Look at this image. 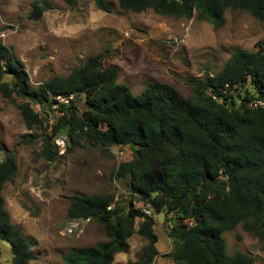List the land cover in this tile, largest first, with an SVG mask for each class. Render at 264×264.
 <instances>
[{"label":"trees","instance_id":"1","mask_svg":"<svg viewBox=\"0 0 264 264\" xmlns=\"http://www.w3.org/2000/svg\"><path fill=\"white\" fill-rule=\"evenodd\" d=\"M94 5L111 12L105 0ZM118 5L136 14L152 10L177 20L194 18L215 30L225 25L228 10L264 22V0H118ZM50 9L45 0H35L30 18ZM258 46L234 51L216 74L186 79L192 95L183 97L157 82L132 94L118 81L117 68L103 65V53L32 89L21 61L0 40V95L19 111L28 132L41 131L40 155L48 163L56 156L53 140L61 135L72 147L127 148L131 159L119 164L114 178L152 214L173 216L168 238L174 263L253 264L248 255H228L222 236L241 225L264 249V44ZM67 95L74 100L53 108L56 97ZM36 105L56 115L49 133ZM22 139L32 144L37 137ZM16 172L15 154L6 153L0 162V241L9 245L12 264H29L31 246L12 225L2 197ZM67 218L100 224L106 241L70 251L65 264H112L134 235L147 245L126 264H153L159 255L153 216L113 195H75Z\"/></svg>","mask_w":264,"mask_h":264},{"label":"rangeland","instance_id":"2","mask_svg":"<svg viewBox=\"0 0 264 264\" xmlns=\"http://www.w3.org/2000/svg\"><path fill=\"white\" fill-rule=\"evenodd\" d=\"M33 1L0 0L1 43L21 61L32 89L53 77L69 75L88 57L103 53L107 56L103 65L116 67L118 81L132 94L157 82L190 97L192 89L186 79L216 74L234 51H256L260 42L264 44V22L241 11L228 10L225 25L215 30L194 18L177 20L152 10L138 14L124 11L118 0H105L110 13L98 10L94 0H45L51 9L33 20ZM78 107L81 110V104ZM34 110L41 118L45 113L56 116L47 108L34 106ZM27 134L37 139L26 144L22 138ZM40 135L39 130L28 132L19 111L0 95V162L6 153L13 152L17 165L2 197L12 225L31 246L29 264H65L70 251L106 241L103 226L93 221L80 236L63 234L75 195H113L136 210L150 211L132 199L124 181L114 178L119 164L131 159L127 148L100 152L83 144L72 147L66 140L65 153L59 155L54 149L55 159L48 163L40 155ZM172 218L163 212L153 214V231L158 238L155 248L162 252L153 264H176L170 258L168 238ZM222 237L228 255L242 253L252 257L253 264H264L263 244L241 225ZM146 245L145 239L134 235L128 240V254L135 257ZM0 264H12L9 245L1 241Z\"/></svg>","mask_w":264,"mask_h":264},{"label":"built area","instance_id":"3","mask_svg":"<svg viewBox=\"0 0 264 264\" xmlns=\"http://www.w3.org/2000/svg\"><path fill=\"white\" fill-rule=\"evenodd\" d=\"M55 100H56V104L53 108H57V106L59 105H67L68 103L74 100V96L73 95L58 96L55 98ZM35 107H38L41 110V107L39 105H36ZM43 116H44L43 126L45 129V132L49 133L51 131V125L53 123V118L50 115V113H45L43 114ZM66 140H67L66 136L64 135L58 136L53 140L54 149L57 151L59 155H63L66 151V143H67ZM112 208L113 206L111 205L107 208V210L110 211ZM142 214L148 217L153 216L152 212L145 208L142 210ZM89 221H90L89 219H82V218L70 220L67 226L64 228L63 234L64 235L75 234L77 236H80L84 233L85 227Z\"/></svg>","mask_w":264,"mask_h":264},{"label":"crops","instance_id":"4","mask_svg":"<svg viewBox=\"0 0 264 264\" xmlns=\"http://www.w3.org/2000/svg\"><path fill=\"white\" fill-rule=\"evenodd\" d=\"M156 250L158 251L159 255L162 254V252L160 251V249H158L157 246H156ZM128 251H129V248H128L126 253L116 254L114 256L112 264H126V263H128L130 261H134L135 257L130 255V254H128Z\"/></svg>","mask_w":264,"mask_h":264}]
</instances>
